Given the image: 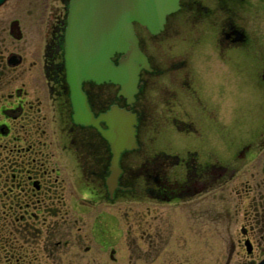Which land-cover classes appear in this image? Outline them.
Instances as JSON below:
<instances>
[{
    "label": "flooded vegetation",
    "instance_id": "1",
    "mask_svg": "<svg viewBox=\"0 0 264 264\" xmlns=\"http://www.w3.org/2000/svg\"><path fill=\"white\" fill-rule=\"evenodd\" d=\"M73 1L0 16V264H195L207 194L226 216L237 198L239 264L263 258L264 0H178L157 32L134 23L135 92L83 80V118L65 58ZM119 109L134 122L122 150Z\"/></svg>",
    "mask_w": 264,
    "mask_h": 264
},
{
    "label": "water",
    "instance_id": "2",
    "mask_svg": "<svg viewBox=\"0 0 264 264\" xmlns=\"http://www.w3.org/2000/svg\"><path fill=\"white\" fill-rule=\"evenodd\" d=\"M6 0H0V5ZM178 0H74L66 29V68L78 117L88 115L80 84L83 80L112 81L129 96L136 90L139 69L146 58L139 50L133 23L151 32L162 28ZM121 53L117 63L111 57ZM120 147L133 141L134 122L125 109L116 112ZM257 264H264V258Z\"/></svg>",
    "mask_w": 264,
    "mask_h": 264
},
{
    "label": "rangeland",
    "instance_id": "3",
    "mask_svg": "<svg viewBox=\"0 0 264 264\" xmlns=\"http://www.w3.org/2000/svg\"><path fill=\"white\" fill-rule=\"evenodd\" d=\"M47 1L6 0L0 6V16L2 15L1 17H3L8 14L10 17H19L21 15L20 9L23 8L25 11L27 6L32 2L36 3L34 7L38 9V15L46 16L48 8L45 4ZM19 4L23 6L21 7ZM184 36L186 39L181 48L184 51H193L191 61L195 63V38L192 35H190V38L188 34ZM162 91L156 92L157 102L162 98ZM245 118L247 124H249L247 117ZM201 196L197 197L198 199L195 198V240L193 239V244L195 245L193 248L195 250V264H227V262L229 264H239L242 260L243 252L237 242V239L241 237L240 226L242 222L241 212H235L237 198L232 195L231 200L230 198L227 200V202H231V211L226 216L227 212L224 206H222L223 203L221 205L220 201L211 199L209 194H207L205 195L207 196L206 199H203L204 202L199 204L202 201ZM203 204L208 205V208L205 212L201 213L200 211L204 208ZM262 256H258L253 262L258 261ZM253 262L250 264H253Z\"/></svg>",
    "mask_w": 264,
    "mask_h": 264
}]
</instances>
